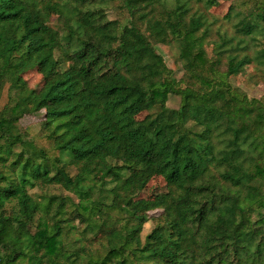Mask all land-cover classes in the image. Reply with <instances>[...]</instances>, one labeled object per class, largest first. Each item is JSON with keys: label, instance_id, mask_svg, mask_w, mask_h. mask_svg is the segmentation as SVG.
<instances>
[{"label": "trees", "instance_id": "trees-1", "mask_svg": "<svg viewBox=\"0 0 264 264\" xmlns=\"http://www.w3.org/2000/svg\"><path fill=\"white\" fill-rule=\"evenodd\" d=\"M107 1L0 0V264H264V106L227 81L251 59L208 58L185 0H121L123 24ZM145 33L179 44L184 78ZM39 110L49 149L18 125ZM154 176L163 198L139 197Z\"/></svg>", "mask_w": 264, "mask_h": 264}, {"label": "rangeland", "instance_id": "rangeland-1", "mask_svg": "<svg viewBox=\"0 0 264 264\" xmlns=\"http://www.w3.org/2000/svg\"><path fill=\"white\" fill-rule=\"evenodd\" d=\"M177 0H164V7L175 5ZM181 1V0H180ZM189 8L188 13L200 15L204 26L197 31L200 45L205 55L209 58L215 57L217 52L216 45L224 42L220 50V63L223 67L227 61V55H236L240 58L246 56L251 59V62L244 65L243 68L235 75H230L227 79L231 88L243 93L249 99H256L264 106V67L258 64L254 59L257 52L264 47V24L257 17L256 13H264V0H185ZM162 8V7H161ZM105 16L107 19H113L120 24L126 23L128 13L122 5L121 0H108L106 3ZM56 12H52L51 25H55ZM240 22H245L252 26V31L248 34L238 33L236 28ZM205 27V30L203 29ZM143 29V27H141ZM205 31V32H202ZM146 37L149 40L153 49L162 57L165 66L168 68L170 75L175 80L184 78L183 63L185 59L180 56V46L173 40H169L165 44L155 42L147 33ZM23 78L29 87L36 88L40 85V75L33 69L23 73ZM178 86H183L179 83ZM4 86L0 91V105L6 101L7 88ZM179 103V96L169 94L165 101V105L169 108H176ZM43 110L35 113L23 115L18 122V125L25 129L24 136L31 139L37 146L49 149V144L43 137L41 129ZM145 112L140 113L137 118L144 117ZM70 174L74 173L72 167H68ZM28 192L34 197L39 194H57L69 195L74 201L76 198L72 193L60 189L59 187H38L35 186L28 189ZM165 193L164 182L159 176L152 177L146 186L140 191L139 197H152L156 200H161ZM160 210H151L147 215L151 218L156 217ZM153 219L146 221L141 229L140 237L143 236L152 228Z\"/></svg>", "mask_w": 264, "mask_h": 264}]
</instances>
